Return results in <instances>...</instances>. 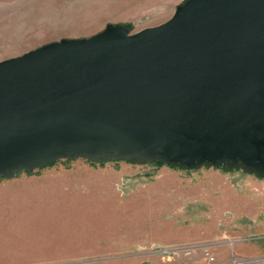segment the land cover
Segmentation results:
<instances>
[{
  "label": "water",
  "instance_id": "obj_1",
  "mask_svg": "<svg viewBox=\"0 0 264 264\" xmlns=\"http://www.w3.org/2000/svg\"><path fill=\"white\" fill-rule=\"evenodd\" d=\"M0 62V179L59 160L264 178V0H182Z\"/></svg>",
  "mask_w": 264,
  "mask_h": 264
},
{
  "label": "rangeland",
  "instance_id": "obj_2",
  "mask_svg": "<svg viewBox=\"0 0 264 264\" xmlns=\"http://www.w3.org/2000/svg\"><path fill=\"white\" fill-rule=\"evenodd\" d=\"M181 2L0 0V62L50 42L93 36L108 24L132 23L134 34L165 23ZM200 169L79 158L2 179L0 264L243 259L227 261L225 250L239 237L253 241L249 227L246 235L240 231L239 198L264 195L253 180L264 178Z\"/></svg>",
  "mask_w": 264,
  "mask_h": 264
},
{
  "label": "crops",
  "instance_id": "obj_3",
  "mask_svg": "<svg viewBox=\"0 0 264 264\" xmlns=\"http://www.w3.org/2000/svg\"><path fill=\"white\" fill-rule=\"evenodd\" d=\"M197 172H202V169H199ZM253 180L260 184L261 188H264V181L262 182L258 179ZM258 194H255L253 197L239 198L243 201L239 206V216L244 217V221L242 222V225H244L243 230L240 229V231L242 235H246L247 232L245 229L247 226L253 231L254 238L250 242L246 236H243V238L239 237L231 249L228 248V250H225L227 251V261H231L233 259L232 257L235 256L255 260L256 262L253 264H264V195L258 196ZM246 200L249 202H246Z\"/></svg>",
  "mask_w": 264,
  "mask_h": 264
},
{
  "label": "built area",
  "instance_id": "obj_4",
  "mask_svg": "<svg viewBox=\"0 0 264 264\" xmlns=\"http://www.w3.org/2000/svg\"><path fill=\"white\" fill-rule=\"evenodd\" d=\"M256 261L255 260H245V259H238L237 261H235L234 259L229 262V263H225V264H253L255 263ZM209 264H220V263H217L215 261V259L212 257H209ZM224 264V263H223Z\"/></svg>",
  "mask_w": 264,
  "mask_h": 264
},
{
  "label": "trees",
  "instance_id": "obj_5",
  "mask_svg": "<svg viewBox=\"0 0 264 264\" xmlns=\"http://www.w3.org/2000/svg\"><path fill=\"white\" fill-rule=\"evenodd\" d=\"M55 163H56V162H55ZM53 164H54V163H52V164H50V165H53ZM156 164H159V165H160L161 163H156ZM161 165H162V164H161ZM47 166H48V165H47ZM45 167H46V166H45ZM48 167H49V166H48ZM1 180H2V179H0V181H1Z\"/></svg>",
  "mask_w": 264,
  "mask_h": 264
}]
</instances>
